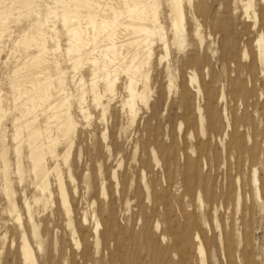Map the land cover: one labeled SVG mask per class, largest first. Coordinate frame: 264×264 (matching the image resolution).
<instances>
[{"label":"rangeland","instance_id":"obj_1","mask_svg":"<svg viewBox=\"0 0 264 264\" xmlns=\"http://www.w3.org/2000/svg\"><path fill=\"white\" fill-rule=\"evenodd\" d=\"M3 1V7L0 8L2 12L10 10L8 9L9 6H11L9 8L21 9L20 3L23 0ZM49 1L45 0L42 6L35 7V11L30 13L31 17H29L30 14L27 15L26 10L22 9L29 18L24 16L19 24L14 22L13 25L14 17L8 20L12 21L11 24L7 21L10 32L7 29L6 33L9 35L4 36V38L6 37L5 41L4 38L0 40V98L3 108L6 109H4L5 117L2 126L4 125L6 146L8 145L7 148H9L7 155L8 161L10 160L9 181L12 179L9 186L13 191V200L21 219L20 222L17 221L15 214L11 213L9 200L6 199L7 196L4 192L6 182L0 174V264H31L25 260L21 250L24 239L22 223L26 226L27 241L33 250L37 264H111L108 257L107 259L104 257L103 248L96 246L92 239L89 244L88 239L82 233L84 228L89 227V222L83 223L84 216L88 212V219L90 220V213L93 212L94 206L97 207L98 212L101 208L103 209V222L108 220L109 208L111 207L117 220L116 233L123 238L124 252L141 251L145 261L149 260V257L143 238L136 245H132L128 238L133 234L140 236L147 218L150 219L152 225L154 222H159L161 227L159 235L171 224L176 227H178L177 224L182 226L194 218L202 237L207 239L205 255L208 264H248L247 261H237L234 256L226 257L220 242L217 224L214 223L216 222L214 216L208 214V200L205 192L208 187L213 188L218 194L219 203V201L224 200V195L228 189L229 175L234 177L240 174L242 181H246L248 178L247 168H238L239 163H244V156L240 155L238 149L231 148L232 131L228 132V136L225 138V123L218 129L211 128V119L206 102L196 93L197 83L192 84L190 81L195 72L201 86H205L213 94L211 99L215 103L223 91L227 97V102L217 103L216 113L222 117L224 108H227L233 122L236 116L239 119L238 133L240 136H244L249 130L255 146H260L259 150L264 151V73L261 67L256 65L253 72L249 67H246L251 60L250 56L255 54L256 33L252 31V22L250 23L245 17L241 1L195 0L198 7L193 13L187 11V28L188 31H192L195 27L193 24L196 25V22L191 23V18H198L197 22L201 25V34L205 43L199 53L195 55V62L189 61L186 56H177L174 50L171 51L168 63L170 73L175 77L177 86L172 93L169 91V79L166 72V64L168 63L164 61L161 65L159 64L164 51L159 44L154 46L149 90L147 92L148 106L139 104L140 111L135 122L132 123L130 117L122 113L121 102L126 101L129 95L127 88H125L129 84V79L123 72L117 74L116 98L110 104L105 118L102 117L101 109L95 108L91 96L86 95L85 97L91 115L90 122L84 118V115L77 112L75 106H72L73 109L71 108L72 111H70L77 122L73 144H70V148L66 147L65 144H58L59 155H48L45 158L47 169L52 170L58 167L63 171L73 208L70 217L66 214L58 196L59 187L56 182V173L50 175L48 182L52 198L47 209L42 211L40 207L32 203L33 198L38 194V182L32 172L31 163L26 159L27 155L21 154L20 159L14 153V148L19 142L13 138L16 131L14 126L18 124L14 121L15 118H20V114L12 102L15 96L13 89L10 88L13 79L12 71L15 68H24L25 61L31 59L33 53L38 50L35 44H32L30 48L21 46L20 41L22 37H25L24 33L28 34L29 26L37 19L42 18L48 7L55 6L53 0ZM100 1L102 5L105 4L102 2H106V0ZM253 1L254 9L260 15H264V2L262 0ZM108 3L112 5V3L115 4V1ZM160 4V22L162 21L161 23L171 38L170 11L167 8L166 0H160ZM34 13L36 18L38 16L39 18L36 19ZM56 22L54 20L52 23L55 24L51 23V25H55L58 31L59 38L56 42L59 43L60 47L57 56H63L62 60L64 59L62 61L59 58L60 63H62L61 68L67 72L69 77V86H67L69 88L67 89L70 93H75V84L81 79L84 83H89L92 80V76H90L92 68L86 65L82 70L73 72L72 58H64L68 50L67 36L61 25ZM46 46L51 50L53 43L50 42ZM245 49L248 50L250 58L244 57ZM28 53L29 55H27ZM11 64H14V67ZM74 74L78 76L73 77ZM5 77L9 78L8 81ZM73 79L75 84L72 82ZM18 80H21V77ZM137 85V89L142 90V81H139ZM185 90L189 93L188 96L183 97ZM262 95L263 97H261ZM5 96L6 99L4 100ZM57 99L54 98V100ZM250 105L253 106L248 108ZM199 108L205 117L202 121L203 124L200 120ZM11 109H13L12 114L10 113ZM256 110H260L259 116L256 114ZM103 134L107 137H104ZM243 139L244 137H242ZM68 150L71 152H69L70 156L66 165L62 156ZM191 161L199 163L193 172L194 175L200 177L197 190L202 192L203 206L201 205V207L193 196H188L182 201L186 191L183 172L189 167ZM18 162L22 165L21 167L24 166L22 169L24 170V181L21 182L20 176L16 172ZM115 171L117 176L114 178ZM11 172L13 173L11 174ZM69 175L73 178L72 180H70ZM143 175L145 186H142L140 181ZM103 185L106 187V197L102 195ZM26 203L32 204L33 211H36V220L41 224L37 238L31 234L26 225L28 220ZM184 210L188 212H183ZM232 211L231 209L229 213L224 214L222 220H226V218L231 220L233 218ZM170 218L177 219L179 223L172 222ZM206 219L208 224H205ZM70 220L73 222L72 225L69 224ZM211 226L215 229L214 237L209 234ZM75 229H77L78 238L74 241L73 230ZM247 234L249 235H247L248 238L245 240L244 247L249 255L252 252L250 256L253 261L249 264H264V215L257 210ZM167 242L171 243V240L167 239ZM85 246L87 247L85 248ZM84 249L87 251L85 256L82 253ZM114 250L115 248H112V252ZM191 251L193 263L201 264V258L197 254L198 250L195 244L191 246Z\"/></svg>","mask_w":264,"mask_h":264},{"label":"bare ground","instance_id":"obj_2","mask_svg":"<svg viewBox=\"0 0 264 264\" xmlns=\"http://www.w3.org/2000/svg\"><path fill=\"white\" fill-rule=\"evenodd\" d=\"M53 1L55 6L48 7L42 18L37 19L39 16L37 15L38 17L36 18V14L34 13L37 20L29 26L27 30L28 34L26 33V35L24 33L25 37H22L21 41L18 39V41L21 42V46L23 45L26 48H30L32 44H35L38 50L33 53L31 59L25 61L24 68H15V70L12 71L13 79L10 88L13 89L15 94L12 102L17 112L20 114V118H15V121L13 120L14 123H18L14 126L16 127V131L13 138L14 140H19L14 148V153L16 157L19 158L21 154L27 155L26 159L31 163L32 172L38 182V194L35 195L32 203L40 207L42 211L47 209L52 198L48 182L50 175L56 173V182L59 187L58 196L66 214L70 217L73 213V208L66 188L63 171L58 169V167L52 170L47 169L45 158L48 155H59L57 151L58 144H65L66 147H69L73 141V137L76 136L77 122L71 114L72 106H75L78 110L77 112L84 115V118L89 121L91 115L86 105L85 97L86 95L91 96L95 108L101 109L103 113L102 117L105 118L109 111L110 104L115 101L116 98L118 72L120 74L123 72V74L127 75V79H129V84L125 87L129 95L126 101L121 102L122 113L130 117L133 123L140 111L139 104L141 103L142 106H148L147 92L149 90V76L152 58L154 56V46L159 44L164 51L160 57V65L164 61L168 63L172 50L176 51L177 56L183 55L188 57L189 61L195 62L194 57L199 53L200 49L203 48L205 40L201 34V25L197 22L198 18H191V23L196 22V25L193 24L195 26L194 29L192 30L190 28L192 31H188L187 28V14L193 13L198 7L195 0H166L167 8L170 11L169 18L172 26L171 38L168 36L165 27L161 23L162 21L160 22V0H114L115 4L112 3V5L108 2L113 0H106V2H102L105 3L103 5L100 0ZM240 1L244 10L242 11L245 13V17L250 23L252 22V31L256 33L254 45L255 54L250 56L247 49H245L244 52V57L246 59L251 57L246 67H249L251 72H253L254 66L256 65L261 67L264 73V15H260V13L254 9L253 0ZM3 2V0H0V8ZM262 2H264V0H262ZM44 3L45 0H23L20 3L21 9H16L15 7L9 8L11 6H7L10 10H7V8H4L7 11L2 12L0 10V40L8 34L6 33L8 29V20L14 17L13 25L14 22L19 24L22 22V18L24 19V16H26L25 11L23 12L22 9L26 10L28 15L35 11V7L38 8ZM29 17H31V14ZM25 19L27 20V18ZM54 20L61 25L67 36L68 50L67 53H65L66 55L64 54V58H72L73 72L82 70L86 65L92 68V74L90 75L92 76V80H90L89 83H84L83 79H81L75 84L74 79L72 80L76 87L75 93H70L67 89L69 88L67 87L69 86V77L67 76V72L61 68L62 63H60L59 60V58L62 60L63 56H57L60 46L59 43L56 42L57 38H59L57 27L51 25ZM50 42L53 43L51 50L48 49V45L46 46V44ZM13 52H11V54ZM27 55H29V53ZM11 65L14 67V64ZM166 72L169 79V91L172 93L177 86L175 77L170 73L169 63L166 64ZM74 76L78 75L74 74L73 77ZM19 77H21V80H18ZM139 81H142V90L137 89V83ZM190 81L192 84L197 83L196 93L206 102L211 119V128L218 129L225 123V138L228 136V132H233L231 148L234 147L238 149L240 155L244 156V163H239L238 168H247L248 170V178H246V181H242L240 174L234 177L229 175L228 189L224 195V200L219 201V203L217 192L211 187L206 189L208 214L214 216V220L216 221L214 223L217 224V230L220 233V242L226 257L228 258L230 255V257L234 256L237 261H247L248 264L250 262L253 263L250 256L252 252H250L249 255L244 244L246 238H248L247 235L249 234H247V231L250 229V225L256 215V210L264 215V151L259 150L260 146H255L249 130H245L246 133L244 132L245 135L242 136L244 137L242 140V137L238 133L239 119L236 116L233 122L227 108H224L222 117L216 113L215 109L217 103L227 102V97L223 91L221 97L216 99L217 101L215 103L211 99L213 94L208 88L201 86L195 72L192 74ZM99 86L101 90H99ZM188 93L189 92L185 90L183 92V97L188 96ZM2 95L3 94H1V96ZM55 96H58L59 99ZM261 97H263V95ZM54 98L57 100H54ZM5 99L6 96L4 100ZM251 106L253 105L248 106V108ZM4 109L5 107L3 108L0 98V174H2L6 182H4V192L7 196L6 199L9 200L11 213L15 214L17 221L20 222L21 219L17 213V206L13 200V191L9 186V182L12 181V179L9 181L10 160L8 161L7 158L9 148H7L8 145L6 146V135L3 130L4 125L2 126L6 110ZM13 109H11V114ZM259 111L260 110L256 113L258 116ZM198 112L201 123L203 124L202 121H204L205 117L202 115L201 108L198 109ZM239 118L242 121L241 117ZM69 152H71V150H68L65 152V155L62 156L65 164L68 163L70 156ZM198 165L199 163L197 161H191L189 167L183 172L186 191L182 201L188 196H193L201 207V205L203 206L202 192H200L199 189L197 190L200 177L194 175L193 172ZM21 166L22 165L18 162L16 172L20 176V182L24 178V170H22L24 166ZM29 172L31 171L29 170ZM12 173L13 172H11V174ZM116 173L115 171L113 174L114 178L117 176ZM69 178L70 180L73 179L71 175H69ZM140 181L142 186H145L144 175ZM147 189L146 187V191ZM148 192L149 191H147V193ZM102 195L105 197L107 196L105 185L102 186ZM25 206L28 213L26 225L29 227L31 234L34 237H38L41 224L36 220V211H33L32 204L30 203H26ZM167 207L169 208V205H167ZM96 208V206L92 208L93 212L90 213V220L88 219V212L85 214L83 223L86 224L89 222V227L84 228L85 230L82 231V233L83 236L88 239V242L92 239L96 246H101L103 248L104 257L105 259L108 257L109 263L194 264L191 246L195 244L198 250L197 254L201 258L200 263L208 264V259L205 255L207 239L205 240L204 237H202L194 218L187 221L182 226L177 224L179 223L177 219L173 220L170 218L178 227L171 224V226L169 228L167 227L160 235L158 234L159 231H161L159 222H154L152 225L150 219L147 218L140 236L138 237L137 234H133L128 238V241H130L132 245L138 244L141 238H143L146 246L145 249L149 257V260L145 261L141 251L124 252L123 238L116 233L117 220L111 207L109 208L108 220L105 222L102 220L104 213L103 209L101 208L98 212ZM231 209L233 210V218L231 220H229L230 218L222 220L224 214L229 213ZM156 211L155 209V212ZM167 211H170V209H167ZM183 212L188 211L184 210ZM69 224L72 225L73 222L70 220ZM205 224H208L207 219L205 220ZM21 227L24 237L21 250L25 260L31 262V264H37L33 250L27 241L26 226L22 223ZM214 233L215 229L211 226L209 230L211 237H214ZM77 236V229H75L73 230L74 241L77 240ZM167 239H170L171 243H168ZM86 247L87 246H85V248ZM112 248H115L114 252H112ZM86 252L85 249L82 251L83 256L86 255ZM83 261H85V259H83Z\"/></svg>","mask_w":264,"mask_h":264}]
</instances>
